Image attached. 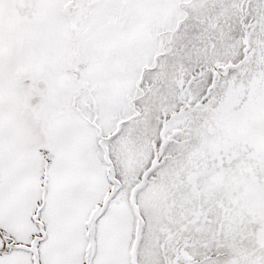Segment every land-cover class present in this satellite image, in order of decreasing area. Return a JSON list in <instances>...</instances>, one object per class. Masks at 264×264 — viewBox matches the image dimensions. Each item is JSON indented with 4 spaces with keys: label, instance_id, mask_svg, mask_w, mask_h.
Instances as JSON below:
<instances>
[{
    "label": "snow or ice",
    "instance_id": "snow-or-ice-1",
    "mask_svg": "<svg viewBox=\"0 0 264 264\" xmlns=\"http://www.w3.org/2000/svg\"><path fill=\"white\" fill-rule=\"evenodd\" d=\"M0 264H264V0H0Z\"/></svg>",
    "mask_w": 264,
    "mask_h": 264
}]
</instances>
